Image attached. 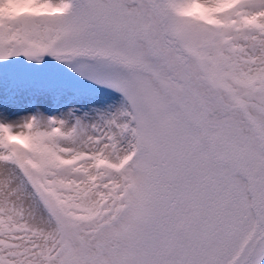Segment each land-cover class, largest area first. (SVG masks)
<instances>
[{
	"label": "snow or ice",
	"instance_id": "1",
	"mask_svg": "<svg viewBox=\"0 0 264 264\" xmlns=\"http://www.w3.org/2000/svg\"><path fill=\"white\" fill-rule=\"evenodd\" d=\"M0 264H264V0H0Z\"/></svg>",
	"mask_w": 264,
	"mask_h": 264
}]
</instances>
